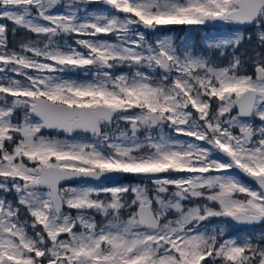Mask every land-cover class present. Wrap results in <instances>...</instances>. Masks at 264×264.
Wrapping results in <instances>:
<instances>
[{"label": "snow or ice", "instance_id": "6c2138e0", "mask_svg": "<svg viewBox=\"0 0 264 264\" xmlns=\"http://www.w3.org/2000/svg\"><path fill=\"white\" fill-rule=\"evenodd\" d=\"M0 20L36 36L10 49L0 23V264H264V232L225 238L204 224L264 223V55L248 72L241 33L206 41L233 49L221 66L139 30L254 25L264 46V0H0ZM71 34L75 47L59 40ZM80 69L92 78L61 75ZM109 173L152 186H62Z\"/></svg>", "mask_w": 264, "mask_h": 264}, {"label": "rangeland", "instance_id": "374dc122", "mask_svg": "<svg viewBox=\"0 0 264 264\" xmlns=\"http://www.w3.org/2000/svg\"><path fill=\"white\" fill-rule=\"evenodd\" d=\"M83 7V6H82ZM57 10H61V9H57ZM102 10H107V6L103 5L101 3H91L87 5V11L89 12H96V11H102ZM83 14V13H81ZM7 21L5 20H0V23H6ZM14 26V25H13ZM7 28L8 24H7ZM256 32L254 31H243L240 29H237L234 25H229V26H224V27H215L213 26V22H208L205 25H184V26H180V25H169L168 26V30H166L165 32H161V31H157L154 33H149L147 34L144 30L139 29L140 31L144 32L146 39L149 42H155L156 39L158 38H163L165 36L171 37L174 41V43L178 46H190L191 49L193 50V52H195L196 54H200V55H204L206 57H208L211 61H213L215 64L217 65H227L230 58L225 60L223 59V56L226 55V53H233V49L232 48H228L226 50H224V54L221 55L219 50L216 49H209L206 45V41L208 39H213V38H219L221 36H228L234 33H241L243 36L247 35V39H249V37H251L252 35H255V39H257V32L260 30L257 27H255ZM8 32V31H7ZM13 40H14V44L15 48H11L10 47V43L8 40V47L10 49H19V45L22 42H26L28 40H35L36 36L33 33L28 32L27 30L23 29V28H16V31L13 33ZM8 36V35H7ZM81 37H77L75 34H71V35H62L59 40L61 43H66V44H71L72 46H76V40L79 39ZM101 39H108V40H114L115 38L112 36H101ZM257 42L258 39H257ZM13 47V46H12ZM257 47L255 46L254 49H256ZM116 73L119 74L121 72H129L130 69L127 66H121L118 67L116 70ZM9 75H13L15 78L17 79H21V77L17 76L16 74L13 73H9ZM63 76L64 79H70V80H88L91 79V74L89 72H87L84 69H80V70H69L66 71L65 73L61 74ZM156 75H159V73L157 72ZM234 114V113H233ZM23 112L22 111H17L16 116L22 117ZM256 124H259V120L257 119L255 121ZM119 126L121 128H126L128 127V125L121 121L119 122ZM116 124L114 123L112 125V128L115 129ZM158 131V130H157ZM165 131H170V129L165 128ZM42 134L45 136H51V137H56L59 138L61 140H91L90 138H86L84 137L85 134H75L72 136H63L60 135L57 131H53V132H48L46 133L44 130H42ZM155 134V132L153 133ZM141 137H143L144 132L141 131L140 133ZM86 136V135H85ZM180 139H189L187 137L184 136H180ZM230 174L233 175H237L242 181H244L247 184H250L252 186L255 187L254 184L248 182L244 177H242L241 175H239V173L236 170H231ZM160 176H164L167 174H159ZM175 175V174H173ZM137 180L134 182H127V183H118V184H106V185H102V184H94V183H90V182H82V183H76V184H69L67 186H72V187H76V186H80V185H91L97 188H104V187H113V186H120V185H147L149 187L152 186V181L150 179L145 178L143 175H135ZM0 195H5L4 193L0 192ZM7 198L9 200H14L15 199V193H9L7 194ZM103 198V196L101 197ZM202 201H193L192 203H201ZM213 207H216L215 204L212 205ZM99 215L96 216V219L98 221L103 220V217ZM26 218V213L24 211V209H21V219H25ZM205 227H209V228H215V227H222L224 229V234H225V238H238V239H244L247 238L249 236L253 237L254 239H259L260 233L264 232V225L259 226V227H250V228H243L242 226H237L236 224H233L230 221V218H224V217H213L210 218L208 221L204 222ZM29 232L31 233V229H29Z\"/></svg>", "mask_w": 264, "mask_h": 264}, {"label": "trees", "instance_id": "16d2710c", "mask_svg": "<svg viewBox=\"0 0 264 264\" xmlns=\"http://www.w3.org/2000/svg\"><path fill=\"white\" fill-rule=\"evenodd\" d=\"M8 24V35H9V43H10V47H15L14 44V40H13V31L12 28L14 27L13 24L9 21L6 22ZM251 31L256 32V29H252ZM257 47L256 49H254V47ZM246 51H249L248 53H246ZM255 51H257V53H260L261 55H264V46L260 45L259 42H257V39H255V35H252L249 39H247V35L243 36V39L241 41V43L239 44V46L235 49V54L241 56V58L245 61V68L248 72L252 71V65H251V61L248 59L250 57H253L255 55ZM232 57V53H226L225 56H223V59L227 60V59H231ZM86 138H90L89 136H85ZM137 178L134 174H126V178L125 180L122 181V183H127V182H134L136 181ZM131 194H129V196L127 198H130ZM100 217V216H98Z\"/></svg>", "mask_w": 264, "mask_h": 264}, {"label": "water", "instance_id": "95a60500", "mask_svg": "<svg viewBox=\"0 0 264 264\" xmlns=\"http://www.w3.org/2000/svg\"><path fill=\"white\" fill-rule=\"evenodd\" d=\"M221 24H224V23L223 22H214V25H221ZM236 25L240 29H250V28L254 27V25H239V24H236ZM140 28L143 29V30H145L147 33H154V32H157V31L165 30L166 26H161L157 30L145 29V28H143V26H141ZM44 130L46 132H50V131H53L55 129H44ZM58 132L60 134H62V135H66V136H71L73 134H76V133L66 134V133H63L62 131H58ZM85 134L91 136L90 133H85ZM237 172L240 175H242L246 180H248L249 182L253 183V181L251 180V178L245 176L239 170H237ZM125 177H126V174H122V173H109V174H105V175L101 176L99 179H93V178H77V179H74V180L70 181L67 184H65L64 182H62V186H65V185H68V184H71V183L80 182V181H90L92 183H102V184L118 183L121 180H123ZM232 222H234L236 224H239V225H245V226H260V225L263 224V223H257V224H240V223H237L235 221H232Z\"/></svg>", "mask_w": 264, "mask_h": 264}, {"label": "flooded vegetation", "instance_id": "af4514ba", "mask_svg": "<svg viewBox=\"0 0 264 264\" xmlns=\"http://www.w3.org/2000/svg\"><path fill=\"white\" fill-rule=\"evenodd\" d=\"M227 26H229V25H227ZM7 35H8V33H7ZM7 38L9 39V35L7 36ZM249 51H246V53H248Z\"/></svg>", "mask_w": 264, "mask_h": 264}]
</instances>
